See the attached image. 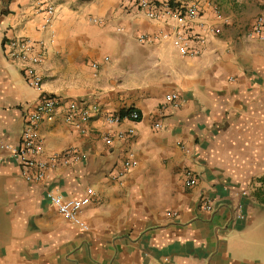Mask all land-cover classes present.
<instances>
[{
	"label": "crops",
	"instance_id": "crops-1",
	"mask_svg": "<svg viewBox=\"0 0 264 264\" xmlns=\"http://www.w3.org/2000/svg\"><path fill=\"white\" fill-rule=\"evenodd\" d=\"M192 1L215 27L194 56L174 44L187 22L129 0H46L48 23L36 0H0V140L17 146L39 97L59 99L38 124L42 181L0 148V264H264V42L242 36L264 0ZM15 37L43 45L39 89L7 55ZM71 102L98 108L83 131L64 119ZM128 110L138 119L106 120ZM49 190L94 193L77 213L86 229Z\"/></svg>",
	"mask_w": 264,
	"mask_h": 264
},
{
	"label": "built area",
	"instance_id": "built-area-1",
	"mask_svg": "<svg viewBox=\"0 0 264 264\" xmlns=\"http://www.w3.org/2000/svg\"><path fill=\"white\" fill-rule=\"evenodd\" d=\"M131 5L135 10L142 11L144 15L153 20H158L164 16L183 19V26L174 29V44L181 50L183 55H198L201 53L203 44L208 34L215 32V27L208 24L202 18L198 4L196 1L188 0L185 3H172L163 0H131ZM39 6L44 5L45 22L48 23L53 17L54 6L46 2V0H36ZM214 14L219 17L218 7L213 6ZM242 36L246 40L264 42V14L255 17L249 27H247ZM140 40L143 36L139 37ZM8 57L16 62L20 68L26 83L35 89H39L42 84V77L37 69L43 61L41 44H33L24 37H15L7 44ZM95 66V65H93ZM174 108L179 107V99L176 93H171L165 97ZM59 99L54 95L42 94L35 104L33 110L24 117V123L20 135V141L17 146H9L0 140V148H10L11 154L19 161L22 167V174L27 181H42L45 177L46 163L40 159L41 143L38 137V124L43 120H51L54 109L58 106ZM98 108L92 104L90 107L79 108L76 103L71 102L67 106L64 119L66 122L78 126L83 131L80 123L85 122L91 112H97ZM138 113L134 110L124 117L128 120L135 121L138 119ZM123 117L118 115H110L106 117L109 123H118ZM155 128L160 127L159 122L154 123ZM132 129H128L125 134H131ZM124 133H119L118 137H123ZM108 141V139L106 138ZM124 168L133 165L131 154L123 162ZM194 179L188 177L185 180L187 186L194 184ZM93 192L88 191L87 195L80 198H67L61 193L49 190L46 192L48 201L59 211V213L68 219L71 223L77 225L81 229H86L78 218L79 209L84 206ZM204 209L209 210L210 205H204ZM172 215L174 213H167Z\"/></svg>",
	"mask_w": 264,
	"mask_h": 264
},
{
	"label": "trees",
	"instance_id": "trees-1",
	"mask_svg": "<svg viewBox=\"0 0 264 264\" xmlns=\"http://www.w3.org/2000/svg\"><path fill=\"white\" fill-rule=\"evenodd\" d=\"M129 1H131V0H129ZM170 4H172V2H170ZM128 113H129V110H128V111H125V112H121V113L119 114V116H120V117H124V116H126Z\"/></svg>",
	"mask_w": 264,
	"mask_h": 264
}]
</instances>
